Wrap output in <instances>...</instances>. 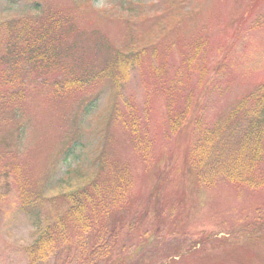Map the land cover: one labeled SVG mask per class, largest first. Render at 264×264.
I'll use <instances>...</instances> for the list:
<instances>
[{"label":"rangeland","instance_id":"rangeland-1","mask_svg":"<svg viewBox=\"0 0 264 264\" xmlns=\"http://www.w3.org/2000/svg\"><path fill=\"white\" fill-rule=\"evenodd\" d=\"M33 1L0 0L3 162L11 161L8 153L17 174L36 181L49 176L78 103L102 86L91 83L82 90L56 92L51 82L56 76L85 77L103 67L112 49L126 48L134 66L117 102L122 117L127 99L138 113L139 142L116 117L103 123L109 98L101 95L82 122L84 143L69 170L63 161L53 167L57 190L67 188L78 172H89L102 144L130 183L124 209L110 215L117 226L112 259L134 257L143 249L136 264H264V111L260 159L252 172L255 179L261 175L263 185L232 182L220 167L207 172L198 166L195 173L187 159L194 141L218 124L227 122L225 131L244 124L246 116L235 109L244 97L245 109L255 107L256 96L251 95L264 87V0H35L38 12L32 10ZM58 18L62 22L53 31L48 54L55 56L49 64L12 63L15 50L10 54L4 43L24 23L38 29ZM176 71L178 88L171 92ZM15 74L24 87L21 96L8 99L4 82ZM186 100L187 119L172 133L168 106L183 108ZM260 110L257 106L253 113ZM20 126L25 129L19 131L21 139ZM74 167L78 170L72 171ZM204 172L211 186L199 180ZM2 191L0 264H26L23 249L34 228L18 211L16 187L11 183ZM64 254L51 264H69L71 257L66 261Z\"/></svg>","mask_w":264,"mask_h":264},{"label":"trees","instance_id":"trees-1","mask_svg":"<svg viewBox=\"0 0 264 264\" xmlns=\"http://www.w3.org/2000/svg\"><path fill=\"white\" fill-rule=\"evenodd\" d=\"M10 1L13 2V0ZM40 8L39 2L34 0L32 10L38 12ZM58 20L62 22L60 18L55 22L47 21V25H40L38 29L24 23L22 30L4 43L10 54L12 49L15 50L13 55L16 61L12 63L25 60L27 64H32L34 61L37 64L43 60L41 63L49 64V60L55 56L53 54L49 57L48 51L55 41L53 31L59 26ZM128 25H131L132 30L134 29L131 21ZM126 51V48L112 49L103 67L84 74L85 77L78 79L71 76L61 80L56 76L51 82L50 86L56 92L82 90L92 86L91 83L102 84L94 93L78 103L77 109L79 110L73 114L72 122L69 119V127L61 141L62 149L53 167L57 161H63L69 170V163L84 143L82 122L97 107L101 95L106 93L109 103L103 123H108L116 117L120 124L130 132L135 144L139 142L136 137L141 125L138 113L127 99L123 103L126 112L122 117L120 113L123 112L117 102L120 95L119 90L128 80L129 70L134 66L132 64L134 56L132 53L127 54ZM179 73L176 71L173 75V82L169 87L171 92L178 88L177 74ZM5 83H8L6 94L8 99L21 96L24 83L17 78V74L12 78L9 77ZM11 88H18V90L8 92ZM251 96H256L254 108L261 107L257 114L253 113L254 108L245 109L248 107L243 104L246 98L244 97L235 108L238 111L242 110L243 116H246L244 124L238 123L232 130L225 131L224 127L227 124L225 118V125L218 124L214 131L207 132L202 139L194 141V147L189 150L187 158L192 171L197 173L201 168L209 172L211 167H220L223 168L224 176L232 182L257 187L263 185L261 175L255 179V176L252 177V172L255 169L254 164L260 159L262 148L264 87L254 91ZM188 112V100L185 101L183 108L175 109L172 105L168 106L167 123L170 132L175 133L181 128L187 119ZM249 113L251 116H248ZM234 115L235 112L231 116L233 120ZM19 131L23 132L25 129L23 130L20 126ZM20 132L18 133L19 139L22 134ZM7 154L5 156L11 160L9 162H3L0 155V201L4 197L2 188L12 183L16 187L18 211L27 217L34 228L31 243L23 249L26 264H51L52 261L56 262L59 255L63 253H65L66 261L67 256L70 255L69 264H136L139 261L138 258L140 259L139 255L143 249L140 250L141 253L136 251L134 257L119 254L112 259L111 250L115 245L117 226L115 221L110 220V215L114 211L124 209L130 183L121 171L120 165L109 161L106 157L102 144L92 157L93 162L89 172L85 175L78 172L74 180L68 181L67 188L62 191L57 190V185L51 179L53 167L50 174L48 173L49 176L45 174L36 181L28 176L17 174L18 167H16L15 160L13 161L11 154ZM15 157L16 155L14 159ZM77 170V167L72 169V171ZM106 171L107 174L101 179ZM247 172H249L248 176H245ZM207 176L204 172L198 175V178L201 183L211 186L210 178ZM251 178L257 180V183H253ZM72 252L76 255L71 254Z\"/></svg>","mask_w":264,"mask_h":264}]
</instances>
